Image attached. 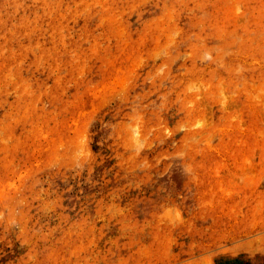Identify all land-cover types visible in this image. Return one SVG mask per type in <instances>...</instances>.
<instances>
[{"label":"rangeland","instance_id":"rangeland-1","mask_svg":"<svg viewBox=\"0 0 264 264\" xmlns=\"http://www.w3.org/2000/svg\"><path fill=\"white\" fill-rule=\"evenodd\" d=\"M0 264H264V0H0Z\"/></svg>","mask_w":264,"mask_h":264}]
</instances>
